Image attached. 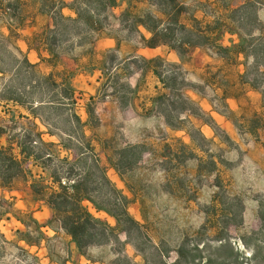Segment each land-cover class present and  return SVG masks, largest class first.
I'll return each instance as SVG.
<instances>
[{
  "label": "rangeland",
  "instance_id": "obj_1",
  "mask_svg": "<svg viewBox=\"0 0 264 264\" xmlns=\"http://www.w3.org/2000/svg\"><path fill=\"white\" fill-rule=\"evenodd\" d=\"M158 2L164 4V13L175 5L170 0ZM87 3L93 14L83 9L74 24L59 22V56L76 45H89L90 27L104 25L103 3ZM247 18H254L251 8ZM146 20L151 22L150 17ZM164 36L171 39V34ZM185 38L192 44L202 40L193 32ZM171 45L179 47L175 42ZM14 52L10 41L2 37L0 25V129L19 139L43 130L32 127L34 120L10 119L11 108L5 101L21 98L58 140L41 137L53 146L32 143L56 175L69 181L85 178L89 186H97L91 193L95 199L113 201L108 187L99 180L95 161L103 166L106 160L122 184L107 177L130 200L128 212L136 224L124 223L118 228L115 221V231L99 238L101 242L83 254L72 249L64 235L38 239L33 230L30 239L44 248L38 252L19 243L26 230L20 232L9 221L15 216L29 223L25 211L18 209L20 203L3 198L0 264H264V71L258 72L255 66L248 70L263 87V111L245 102L238 114L227 113L223 106L220 109L232 123L231 137L187 98L188 89L201 91L202 87L187 82L182 70L172 65L153 62L168 88L162 93L165 97L159 96L153 116L141 117L126 110V83L112 80L109 84L119 96L115 108L102 102L104 92L94 100L81 90L70 96L65 80L72 72L54 69L59 58L49 63L54 68L47 71L36 65L28 67ZM255 53L257 62L264 65V42L256 45ZM106 56L110 60L112 55ZM135 65H144V61ZM83 110L87 122L81 126L76 120L81 121ZM203 125L212 137L202 133ZM62 145L73 154L70 159L60 151ZM18 170L8 174L16 176ZM9 180L6 174L2 181ZM97 218L109 225L105 217Z\"/></svg>",
  "mask_w": 264,
  "mask_h": 264
},
{
  "label": "crops",
  "instance_id": "obj_2",
  "mask_svg": "<svg viewBox=\"0 0 264 264\" xmlns=\"http://www.w3.org/2000/svg\"><path fill=\"white\" fill-rule=\"evenodd\" d=\"M173 2L174 8H170L167 13H164V4L158 0H114L111 6L103 4L105 23L97 31L90 28L92 39L86 41L93 43L76 45L70 53L60 55L55 68L45 61L49 55L43 45H40L39 52L31 45L33 42H43L45 33L56 29V17L77 19L78 10L83 9L93 14L94 9L88 6L87 0H3L0 6L2 37L10 41L16 55L41 70L51 71L54 68L61 72L71 71L72 76L65 80L70 87V96L81 90L88 92V97L94 100L104 92L102 102L112 104L115 108L119 96L109 84L112 80L126 83L129 89L126 110L141 117L153 116L156 100L165 90L154 74L153 62H149L161 59L182 70L187 82L202 87L201 91L188 89L187 98L195 102L215 125L234 137L232 123L220 110L222 106L229 114L240 113L244 109V102L245 105H257L255 109L263 111V106L260 108L263 87L255 83L248 70L255 66L258 72L264 71L261 68L264 65L257 62L259 56L255 53L256 45L260 46L264 42V0ZM248 8L253 11L252 20L247 18ZM174 14L176 18L173 20ZM146 17L151 18L150 23ZM191 32L202 40L192 44L185 38ZM164 34H171V39H159L157 41L160 44L153 48L144 46L149 39ZM72 42L78 40L72 38ZM172 42L179 44V47L167 45ZM106 54L112 55L110 60ZM142 59L146 60L144 65L136 66L135 63ZM218 99H221L222 104ZM5 102L11 108L12 121L17 118L34 120V124L43 129L40 132L42 138H55L58 143L56 136L48 133L26 103L20 104L13 99ZM80 114L81 121L86 123L85 111ZM201 129L206 137H212L207 126L203 125ZM7 138L5 133L0 135V146L7 145ZM59 149L65 157H72L69 149L62 146ZM13 152L17 159H24L17 147H14ZM102 164L107 176L113 182L122 184L114 167L106 160ZM1 181L0 199L20 203L18 209L24 210L26 214L31 213L39 224L45 225L41 230L46 237L64 235L70 241V237L58 227L52 229L46 226L51 211L32 190L35 184L44 187V191L51 187L46 168L28 159L20 164L16 176L7 183ZM85 205L94 216L105 217L110 226L114 225V218L102 211H95L88 203ZM9 221L20 232L26 230L15 216H11ZM19 243L38 252L44 249L42 243L38 246L27 245L22 240ZM73 248L76 250L72 243Z\"/></svg>",
  "mask_w": 264,
  "mask_h": 264
},
{
  "label": "trees",
  "instance_id": "obj_3",
  "mask_svg": "<svg viewBox=\"0 0 264 264\" xmlns=\"http://www.w3.org/2000/svg\"><path fill=\"white\" fill-rule=\"evenodd\" d=\"M93 0H87V2H91ZM103 4H107L109 6L114 4V0H100ZM173 2V0H170ZM103 9V8H102ZM104 11V9H103ZM81 16V11L78 10L77 19H69V18H61L58 17L55 21L56 29L50 30L45 33V38L41 43H32V48L39 52L40 45H43V48L48 53V58H46V62L49 64L59 58L57 50L59 48L60 39L58 38V24L60 21L75 23ZM92 18V16H91ZM90 17L88 18L91 19ZM91 26L90 28H92ZM99 28L93 27L92 30L97 31ZM159 39H165L164 35H158L155 38H151L145 42L144 46L153 48L160 44ZM93 42H89L91 44ZM170 47H174L171 43H167ZM41 57V55H39ZM142 61H146L142 59ZM22 62L26 64L28 67H34V64H29L26 59H23ZM149 62H159L165 63L161 59L149 60ZM167 64V63H166ZM173 66V65H172ZM175 68L179 69L177 66ZM154 74L160 80L164 88H168L165 78L162 77V74L157 70V66H154ZM163 97L166 94L162 95ZM161 98V97H160ZM160 98H157L156 102L158 105V101ZM17 103L22 104L24 101L19 97H10ZM31 113L34 117H38L34 111L30 108ZM41 119V118H40ZM41 121V120H40ZM76 122L81 126L85 123H82L80 119H77ZM43 123V122H41ZM32 127L34 129L37 126L32 123ZM4 132L0 129V135ZM52 135L50 132H48ZM33 137L30 135L25 136L22 139L17 138L16 136H8L7 145L0 146V179L3 180L6 174L9 175V179L13 177L10 176V171L13 169H19L20 164L28 159H32L35 164L40 165L43 168H46L49 177L51 178V187L48 188L47 191H44V187L38 186L35 184L32 186V190L34 194L41 197L44 200L45 204L51 211V218L49 222L46 224L49 228L55 229L53 224H56L58 229L62 230L65 235L70 237V241L75 245V248L79 254H83L84 250L91 245L98 244L101 242L99 238L104 237L105 235L114 232L115 228L108 225L107 223L101 221L99 218L95 217L88 209V206L85 203H88L95 211H102L116 221V224L121 227L124 223L136 224L134 219L128 212V205L130 200L124 196L121 192H119L116 187L112 184V182L108 179L106 175V170L103 166H100L98 161H96L97 172L99 174V180L107 186L110 193L113 196V201H105V200H97L95 199L91 193L96 191V184L89 186L86 183L85 178L82 180H71L69 181L67 178L62 180L60 177L56 175V172L43 160V156L37 152V143L40 145H48L53 146V143L45 144L41 138L40 132L32 133ZM32 143L35 144L32 146ZM14 147L19 149V153L24 155V159H17L14 155ZM63 148L66 149V146L62 145ZM47 158H50V154L46 155ZM47 159V160H48ZM63 162H68L67 158L62 159ZM27 219L29 221L26 222L18 217L16 219L22 223L26 231L25 233H21L20 240L24 241L27 245H37L34 241L30 239V235L32 231L37 235L38 239H46L44 232L41 230L45 225L39 224L32 216L31 213L26 214ZM264 219V218H262ZM70 251H68V254Z\"/></svg>",
  "mask_w": 264,
  "mask_h": 264
}]
</instances>
